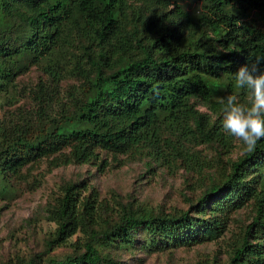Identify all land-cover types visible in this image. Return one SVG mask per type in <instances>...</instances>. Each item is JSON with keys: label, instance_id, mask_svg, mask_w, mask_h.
Instances as JSON below:
<instances>
[{"label": "trees", "instance_id": "obj_1", "mask_svg": "<svg viewBox=\"0 0 264 264\" xmlns=\"http://www.w3.org/2000/svg\"><path fill=\"white\" fill-rule=\"evenodd\" d=\"M203 1L208 11L195 18L178 3L170 8L171 0H0V23L11 21L0 39L2 95L26 59L44 65L56 83L71 74L83 78L59 115L10 129L0 123V173H17L57 152V164H64L90 162L99 149L147 148L163 159L171 152L194 155L186 143L195 139L232 146L220 101L234 94L246 102L234 73L258 59L264 67V28L246 19L251 11L264 17V0ZM208 179L189 208L173 213L130 200L116 207L94 185L67 181L49 208L56 226L44 251L10 264H41L44 253L78 231L84 233L79 247L46 256L48 264H123L117 248L141 243L155 251L218 238L232 212L250 203L252 220L228 264H264V139L218 175L209 171Z\"/></svg>", "mask_w": 264, "mask_h": 264}, {"label": "rangeland", "instance_id": "obj_2", "mask_svg": "<svg viewBox=\"0 0 264 264\" xmlns=\"http://www.w3.org/2000/svg\"><path fill=\"white\" fill-rule=\"evenodd\" d=\"M171 1L170 8L178 3L195 18L208 11L203 0ZM246 19L264 28V17L257 11L249 12ZM10 24L11 21L0 23V39L10 30ZM69 48L71 52L77 50L76 45ZM24 62L25 69L16 77L7 95L0 93V123L7 129L27 119L40 123L59 115L71 90L83 80L71 74L56 83L44 65L30 59ZM199 104L200 109L211 111L207 103ZM231 137L233 145L227 148L217 142L187 141L194 153L191 156L171 152L166 158L158 159L147 148L135 152L98 148L99 158L90 162L57 164V152L27 163L17 173H0V264L14 263L18 258L44 251L56 226L49 208L70 180H84V186L89 188L94 185L100 198L116 207L120 206L119 202L130 200L169 213L189 208L208 185V172L218 175L232 158L244 152L242 142ZM162 145L166 151L170 150L166 144ZM252 216L250 203L232 212L227 229L218 238L194 244H171L155 251L136 243L135 247L117 248L116 253L123 264H228ZM83 238L81 231L73 234L69 243L44 253L41 264H48L46 256L64 257L74 252L79 247L76 242Z\"/></svg>", "mask_w": 264, "mask_h": 264}, {"label": "clouds", "instance_id": "obj_3", "mask_svg": "<svg viewBox=\"0 0 264 264\" xmlns=\"http://www.w3.org/2000/svg\"><path fill=\"white\" fill-rule=\"evenodd\" d=\"M234 84L247 92V101H241L234 94L221 98V125L227 134L242 142L246 152H252L257 142L264 139V67H261V60L240 66L234 73Z\"/></svg>", "mask_w": 264, "mask_h": 264}]
</instances>
